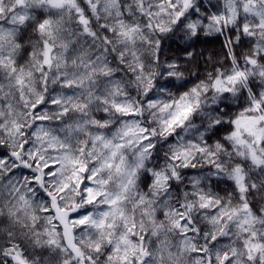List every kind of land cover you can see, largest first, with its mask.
Returning <instances> with one entry per match:
<instances>
[{"label": "clouds", "instance_id": "obj_1", "mask_svg": "<svg viewBox=\"0 0 264 264\" xmlns=\"http://www.w3.org/2000/svg\"><path fill=\"white\" fill-rule=\"evenodd\" d=\"M0 264H264V0H0Z\"/></svg>", "mask_w": 264, "mask_h": 264}, {"label": "snow or ice", "instance_id": "obj_2", "mask_svg": "<svg viewBox=\"0 0 264 264\" xmlns=\"http://www.w3.org/2000/svg\"><path fill=\"white\" fill-rule=\"evenodd\" d=\"M81 222H83V221H81Z\"/></svg>", "mask_w": 264, "mask_h": 264}]
</instances>
